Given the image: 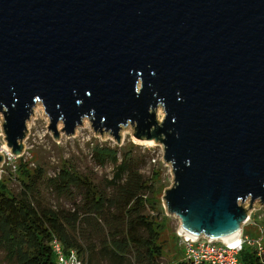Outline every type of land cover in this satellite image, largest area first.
I'll return each instance as SVG.
<instances>
[{
    "label": "water",
    "instance_id": "95a60500",
    "mask_svg": "<svg viewBox=\"0 0 264 264\" xmlns=\"http://www.w3.org/2000/svg\"><path fill=\"white\" fill-rule=\"evenodd\" d=\"M37 102L57 138L59 121L71 134L89 118L118 141L132 122L162 142L179 234L232 244L264 205V0H0V111L16 155Z\"/></svg>",
    "mask_w": 264,
    "mask_h": 264
},
{
    "label": "trees",
    "instance_id": "16d2710c",
    "mask_svg": "<svg viewBox=\"0 0 264 264\" xmlns=\"http://www.w3.org/2000/svg\"><path fill=\"white\" fill-rule=\"evenodd\" d=\"M139 153L94 143L91 160L101 174L67 159L50 174L20 156L12 177H0V254L12 264H56V239L81 264H195L164 262L163 207ZM7 179L17 181V191ZM238 259L264 264V251L245 245Z\"/></svg>",
    "mask_w": 264,
    "mask_h": 264
},
{
    "label": "rangeland",
    "instance_id": "374dc122",
    "mask_svg": "<svg viewBox=\"0 0 264 264\" xmlns=\"http://www.w3.org/2000/svg\"><path fill=\"white\" fill-rule=\"evenodd\" d=\"M155 113L157 121L162 122L165 116L163 108L158 107ZM49 119L50 116L46 112L43 103H37L27 121L29 130L21 141L23 150L20 155H16L13 153L12 148L7 145L3 127L5 118L3 112L0 111V153L4 156V160L0 165V177H12L20 156H23L32 166L40 164L50 174H54L57 171L64 159H67L82 170L92 168L101 174L104 170L100 171L99 166L95 165L91 160V147L94 143L131 147L137 153L140 152L139 161L142 165V172L146 177L155 179L158 187L155 201L163 207L160 211V218L163 219L165 224V230L161 236L164 240L163 260L165 263L181 261L184 258L186 248L179 243L178 230L180 220L178 217L168 214L164 207L165 190L173 185L174 174L171 164L166 163L163 159L164 145L162 142L155 141V139L150 141L135 139L133 134L136 132L135 123L133 124L132 122L121 128L119 133L120 141H118L108 131H103V135L97 134L89 118H84L83 124L78 125L71 134H68L66 130H62L65 124L59 121L56 126L59 131V138H57L54 136L53 131L50 128L48 129ZM109 169H105V172ZM10 185L16 191L19 188L16 180L12 179ZM258 206V209L252 214L256 224H246L243 229V234H248L253 238L263 234L261 226L264 225V205L259 204ZM0 264L12 263L6 261L0 254Z\"/></svg>",
    "mask_w": 264,
    "mask_h": 264
},
{
    "label": "built area",
    "instance_id": "2783aa9c",
    "mask_svg": "<svg viewBox=\"0 0 264 264\" xmlns=\"http://www.w3.org/2000/svg\"><path fill=\"white\" fill-rule=\"evenodd\" d=\"M257 209V207H254L244 225L256 224L252 214H254ZM244 225L239 239L232 244H226L223 241L209 240L207 237L194 239L179 234V243L186 248L184 259L187 262L195 264H242L238 259V254L245 245L255 246L259 252L264 251L263 234L254 238L250 237L248 234H243ZM261 228L264 233V225H262ZM52 244L57 255L56 264H81L74 251L70 255H66L58 240H53Z\"/></svg>",
    "mask_w": 264,
    "mask_h": 264
},
{
    "label": "bare ground",
    "instance_id": "6f19581e",
    "mask_svg": "<svg viewBox=\"0 0 264 264\" xmlns=\"http://www.w3.org/2000/svg\"><path fill=\"white\" fill-rule=\"evenodd\" d=\"M37 103H40V102H37ZM26 125H27V131H28L29 130V127H28L29 126V123L27 122ZM135 139H138V138L135 137ZM138 140H141V139H138ZM146 141H150V140H146Z\"/></svg>",
    "mask_w": 264,
    "mask_h": 264
}]
</instances>
